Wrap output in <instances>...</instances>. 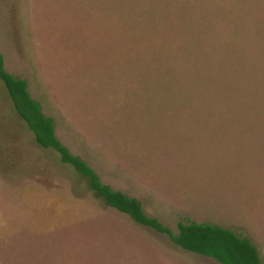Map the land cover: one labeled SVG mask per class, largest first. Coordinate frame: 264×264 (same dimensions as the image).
I'll return each mask as SVG.
<instances>
[{
	"label": "rangeland",
	"instance_id": "obj_1",
	"mask_svg": "<svg viewBox=\"0 0 264 264\" xmlns=\"http://www.w3.org/2000/svg\"><path fill=\"white\" fill-rule=\"evenodd\" d=\"M0 53L102 181L264 261V0H0ZM0 264H221L109 207L0 80Z\"/></svg>",
	"mask_w": 264,
	"mask_h": 264
},
{
	"label": "trees",
	"instance_id": "obj_2",
	"mask_svg": "<svg viewBox=\"0 0 264 264\" xmlns=\"http://www.w3.org/2000/svg\"><path fill=\"white\" fill-rule=\"evenodd\" d=\"M0 80L4 84L20 118L34 134L36 142L44 149L59 156L63 165L71 167L85 179L91 188L109 207L130 216L139 225L167 235L184 251L212 258L221 264H264L258 247L248 238L234 231L208 223H180L178 232L159 219L146 214L140 200L105 184L97 171L59 139L57 125L48 117L42 105L36 101L26 80L15 77L6 69L5 57L0 53Z\"/></svg>",
	"mask_w": 264,
	"mask_h": 264
}]
</instances>
